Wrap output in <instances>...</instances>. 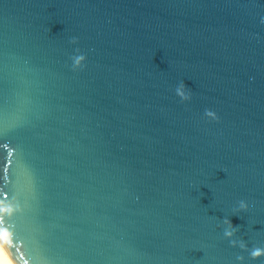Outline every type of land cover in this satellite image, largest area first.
<instances>
[{
    "label": "water",
    "instance_id": "water-1",
    "mask_svg": "<svg viewBox=\"0 0 264 264\" xmlns=\"http://www.w3.org/2000/svg\"><path fill=\"white\" fill-rule=\"evenodd\" d=\"M0 244L264 264V0H0Z\"/></svg>",
    "mask_w": 264,
    "mask_h": 264
},
{
    "label": "clouds",
    "instance_id": "clouds-1",
    "mask_svg": "<svg viewBox=\"0 0 264 264\" xmlns=\"http://www.w3.org/2000/svg\"><path fill=\"white\" fill-rule=\"evenodd\" d=\"M81 59H83V57H78L76 62L79 63V61H80ZM181 87H182V88L184 87L183 81L181 82ZM177 94L180 95V96H181L182 98H184V99H187V98H188V97H185L184 94H183V92L180 91L179 89H178V91H177ZM205 114L208 115V116H211L214 120L218 119L216 113H215L214 111H212V110L206 109V110H205ZM241 206H242V207L244 206L243 203L241 204ZM229 223H230V222H229ZM225 234H226V235H231V232H226ZM260 255H264V249L256 248V249H254V250L251 252V256H252L253 258H256V257H258V256H260Z\"/></svg>",
    "mask_w": 264,
    "mask_h": 264
},
{
    "label": "bare ground",
    "instance_id": "bare-ground-1",
    "mask_svg": "<svg viewBox=\"0 0 264 264\" xmlns=\"http://www.w3.org/2000/svg\"><path fill=\"white\" fill-rule=\"evenodd\" d=\"M0 264H15L6 250L0 244Z\"/></svg>",
    "mask_w": 264,
    "mask_h": 264
}]
</instances>
